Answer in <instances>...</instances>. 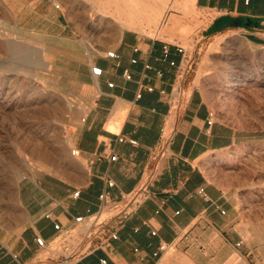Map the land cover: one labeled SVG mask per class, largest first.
<instances>
[{
  "label": "crops",
  "instance_id": "0c3cea01",
  "mask_svg": "<svg viewBox=\"0 0 264 264\" xmlns=\"http://www.w3.org/2000/svg\"><path fill=\"white\" fill-rule=\"evenodd\" d=\"M51 4L36 40L54 88L69 99L66 140L71 154L78 150L81 171L33 168L13 195L0 198V264H258L261 254L240 225L232 194L201 164L253 138L217 116L209 125L213 110L188 73L216 35L237 34L264 50V0H191L189 11L171 9L153 34Z\"/></svg>",
  "mask_w": 264,
  "mask_h": 264
},
{
  "label": "rangeland",
  "instance_id": "374dc122",
  "mask_svg": "<svg viewBox=\"0 0 264 264\" xmlns=\"http://www.w3.org/2000/svg\"><path fill=\"white\" fill-rule=\"evenodd\" d=\"M50 1L94 20L105 15L117 19L109 11L117 2H127L0 0V198L13 195L19 178L33 168L69 176L81 171L66 140L69 99L54 88L46 52L36 40ZM21 10H27L25 20L19 18ZM144 29L153 34L155 26ZM6 44L23 52L8 50ZM192 77L217 119L253 138L216 151L201 164L232 194L240 225L258 246V264H264V50L251 49L237 34L210 37L196 54L188 73Z\"/></svg>",
  "mask_w": 264,
  "mask_h": 264
},
{
  "label": "bare ground",
  "instance_id": "6f19581e",
  "mask_svg": "<svg viewBox=\"0 0 264 264\" xmlns=\"http://www.w3.org/2000/svg\"><path fill=\"white\" fill-rule=\"evenodd\" d=\"M190 4L191 0H130L129 2L127 0V2L125 1L122 4L117 2L115 4L114 13L117 14L119 21L123 26L144 31L145 29L143 28V26L150 27L153 25L155 26L156 32H158L161 28V25L166 17L168 10L177 7H182L185 9V11H187L189 10V8H191ZM189 13H191V11ZM5 47L11 51L16 49L10 46L9 44H6ZM16 51L23 52V49L18 47Z\"/></svg>",
  "mask_w": 264,
  "mask_h": 264
},
{
  "label": "built area",
  "instance_id": "2783aa9c",
  "mask_svg": "<svg viewBox=\"0 0 264 264\" xmlns=\"http://www.w3.org/2000/svg\"><path fill=\"white\" fill-rule=\"evenodd\" d=\"M178 51L184 53V49L181 48V47L178 48ZM163 52H164L165 54H168L169 49H168V46H167V45L164 46V48H163ZM109 56H110V57H115L116 55H115L114 52H110V53H109ZM135 61H136L135 59H132V62H135ZM171 64H173V63H171ZM145 67L148 68L149 65L145 64ZM91 71H92V73L95 74V75H100L101 72H102V69H101L100 67L94 66V67L91 68ZM124 76H125L126 79H130V78H131V76H130L129 73H125ZM108 85H109V86H112L113 83H108ZM140 87L145 88V89L148 90V91H152V90H153V87H152V86H142V85H140ZM140 96H141V91L139 90V91L137 92V94H136V97H137V98H140ZM215 117H216V113H215L214 111H210V112H209V119H208V124H209V125L213 122V119H214ZM119 140L122 141L123 139H122V138H119ZM130 142L135 143V141H133V140H131ZM72 154L77 155V154H78V150L73 149V150H72ZM115 158H116V156H112V157H111L112 160H114ZM112 184H113V183H112L111 181H108V185H109V186H111ZM78 194H79V191L76 190V191H74L73 196H74V197H77ZM147 196H148V195L146 194V195H144L143 198H146ZM108 198H109V196H108V194H107L106 192H105V193H102V194L100 195L101 205H104L103 203H105V202L107 201ZM47 216H51V214L48 213ZM83 219H84V216H77V217L74 218V221H75L76 223H80V222L83 221ZM54 228H55L56 230H59V229H60V225H59L58 223H55V224H54ZM110 237L113 238V239H115V238H117V235H116V233H111V234H110ZM36 242H37V244H38L40 247H42V248L45 247V240H44L43 237H37V238H36ZM160 248H161V249H164V246H161ZM74 252H76V249H75V250H72V252H71L70 254H73ZM58 264H74V263L70 262L68 258H64V259H62ZM100 264H107V261H106L105 259H102Z\"/></svg>",
  "mask_w": 264,
  "mask_h": 264
}]
</instances>
